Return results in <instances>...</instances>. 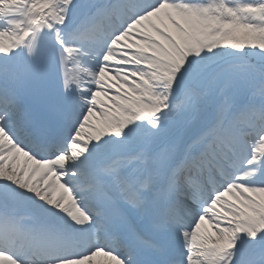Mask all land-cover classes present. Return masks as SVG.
Here are the masks:
<instances>
[{
	"label": "snow or ice",
	"instance_id": "1",
	"mask_svg": "<svg viewBox=\"0 0 264 264\" xmlns=\"http://www.w3.org/2000/svg\"><path fill=\"white\" fill-rule=\"evenodd\" d=\"M0 264H264V0H0Z\"/></svg>",
	"mask_w": 264,
	"mask_h": 264
}]
</instances>
